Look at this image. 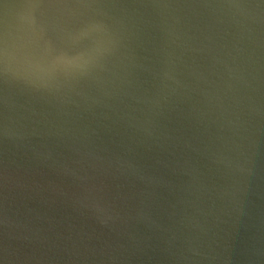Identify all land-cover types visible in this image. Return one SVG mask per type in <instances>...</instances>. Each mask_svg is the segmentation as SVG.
<instances>
[{
	"label": "water",
	"instance_id": "obj_1",
	"mask_svg": "<svg viewBox=\"0 0 264 264\" xmlns=\"http://www.w3.org/2000/svg\"><path fill=\"white\" fill-rule=\"evenodd\" d=\"M25 2L0 0V24L6 12ZM98 11L48 10L47 16L78 25ZM127 38L129 50L110 72L99 73L96 80L81 82L75 89L65 85L49 92L12 80L5 105V87L0 82V125L7 112L13 132L20 137L14 143L0 134V262L175 264L162 248L173 233L187 234L185 210L195 213L199 207L206 215L197 217L206 219L210 229L201 240L211 243L219 256L211 264H264V255L252 254L254 248L264 252V57L243 132L252 173L238 177L242 190L237 191L234 180L209 156L221 146L214 135L213 121L219 113L215 89L200 83L199 89L208 91L205 96L193 90L196 78L186 75L190 66L208 69L211 54L183 52L178 68L191 87L180 89L173 104L156 116L155 106L133 97L156 93L154 72L163 35L154 23L144 25L140 17L132 16ZM176 51L179 56L181 50ZM215 54L224 58L222 51ZM10 63L16 67L15 60ZM214 72L218 74H205L219 84L223 66L217 64ZM185 141L192 147L186 148ZM117 158L143 169L145 184L114 175L108 164ZM84 170L90 184L106 187L109 199L120 186L115 200L120 218L115 222L102 224L92 210L78 204L83 185L77 177ZM201 183L208 192H203ZM6 209L17 222L10 229L14 239L2 223ZM136 242L142 250L134 249ZM5 247L10 250L8 259Z\"/></svg>",
	"mask_w": 264,
	"mask_h": 264
},
{
	"label": "clouds",
	"instance_id": "obj_2",
	"mask_svg": "<svg viewBox=\"0 0 264 264\" xmlns=\"http://www.w3.org/2000/svg\"><path fill=\"white\" fill-rule=\"evenodd\" d=\"M71 8L99 11L78 25L51 20L47 16L48 10ZM132 16L140 17L144 25L154 23L163 35L161 59L154 72L156 93L151 97H133L155 106L156 116L161 115L167 105L173 104L180 89L191 87L181 78L185 73L178 68L183 52L207 51L211 54L212 64L208 69L190 66L186 75L196 78L197 87L193 90L199 89L200 83L215 89L213 95L219 113L217 120L213 121L217 124L214 135L221 141V146L209 156L225 175L234 180L236 190L241 191L238 177L252 173L243 132L253 110V93L260 79L261 59L264 57V0H90L75 4L65 0H26L6 12L0 24V82L5 87V105L7 86L12 80L51 92L65 85L75 89L81 82L96 80L99 73L110 72L129 50L127 32ZM177 49L181 50L179 56ZM217 51L223 52V59L215 54ZM12 60L16 62L15 68L10 63ZM217 64L224 69L219 84L209 79V75L218 74L214 72ZM199 90L208 95L207 89ZM0 134L14 143L20 138L13 132L7 112L0 125ZM184 146L192 147L188 141ZM87 155L95 161L100 160L92 153ZM90 166L95 168L96 165L90 162ZM108 167L118 177L145 184L144 170L129 160L117 158L110 161ZM77 178L83 185L77 201L80 206L92 210L102 224L120 218L115 204L119 198V185L116 186V195L109 199L103 184L89 183L91 177L87 170ZM201 187L203 192L209 191L202 183ZM185 212L187 234L178 237L173 233L162 251L175 264H211L219 256L211 243L202 242L201 235L207 236L210 229L206 227V219L202 221L197 217V214H206L199 207L195 213ZM2 223L6 234L16 238L10 229L17 222L7 214V209ZM176 241H179L178 245ZM174 247L178 252L173 251ZM134 249L142 250L139 242L135 243ZM4 253L8 259V247L4 248ZM252 254L260 256L264 252L254 248Z\"/></svg>",
	"mask_w": 264,
	"mask_h": 264
}]
</instances>
